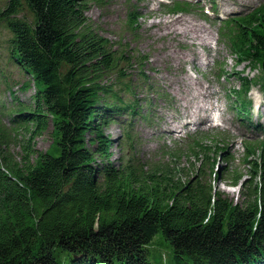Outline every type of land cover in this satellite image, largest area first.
I'll use <instances>...</instances> for the list:
<instances>
[{
  "label": "trees",
  "instance_id": "obj_1",
  "mask_svg": "<svg viewBox=\"0 0 264 264\" xmlns=\"http://www.w3.org/2000/svg\"><path fill=\"white\" fill-rule=\"evenodd\" d=\"M90 1L7 0L0 9L11 57L35 83L31 104L15 97L6 107L10 131L0 120V264H151L147 246L157 232L171 245L172 264H264V141L246 146L248 158L256 156L246 158L248 178L225 169L234 186L246 187L235 202L216 187L218 170L210 171L214 157H227L226 147L204 143L201 135L188 146L202 164L195 175L143 168L132 157L110 164L104 125L114 113L137 114L136 101L118 98L107 83L128 57L89 21ZM166 7L186 11L190 4L175 0ZM22 10L29 18L19 16ZM141 16L130 7L128 28ZM221 36L236 62L261 70L264 2L225 21ZM140 81L141 89L164 95L148 79ZM239 81L242 89L232 92L241 114L252 79ZM116 82L134 96L128 82ZM49 125L57 154L32 144ZM132 128L124 130L126 153L134 149ZM18 129L29 135L19 160L1 147Z\"/></svg>",
  "mask_w": 264,
  "mask_h": 264
},
{
  "label": "rangeland",
  "instance_id": "obj_2",
  "mask_svg": "<svg viewBox=\"0 0 264 264\" xmlns=\"http://www.w3.org/2000/svg\"><path fill=\"white\" fill-rule=\"evenodd\" d=\"M162 1L91 0L88 6L89 21L115 48H125L123 56L128 57L120 64L119 73L114 72L107 83L118 91V98L136 101L137 114L129 116L128 113H114L104 125V135L112 144L109 162L117 166L122 159L125 161L127 157H132L143 168L167 166L183 175L177 174L178 177L195 175L201 161L192 155L188 146L192 138L201 135L204 143L217 140L219 145L226 147L227 157L215 153L218 156L213 161L209 160L212 161L210 171L218 170L214 178L218 190L234 202L239 201L242 195L240 190L243 189L245 193L246 187L234 186L232 177L225 169L230 168L243 179L248 178L250 172L246 160L256 156L248 158L250 154H246L247 148L252 143L264 141V131L251 135L252 132L228 108L227 93L238 84V74L248 78L253 76L254 81L260 74L259 69L245 62H236L227 44L219 40L218 25L213 22L211 9L210 19L207 20L202 18L200 7H194L189 12L171 14L166 11V7H162ZM198 1L207 9L212 4L218 11V17H225L248 11L264 0ZM6 2L0 0V9ZM130 7L142 13L133 30L128 28ZM21 12L20 17L29 18L26 10ZM10 37L9 28L0 19V120L7 131H10L12 125L6 107L16 102L15 97L18 101L31 104L35 92L32 77L11 57ZM221 64L229 72L225 79L216 77ZM117 78L133 86L134 96L119 88L124 87L116 82ZM142 78L151 81L164 95H158L152 89H141ZM26 82L30 85L23 89ZM249 95L254 99L255 107L261 109L264 105H260L263 95L258 87H252ZM140 114H147L148 121L140 117ZM256 114L253 113L254 122L259 117L258 121L264 120V115L256 117ZM211 115L216 117L215 121ZM203 116L206 117L204 121H199ZM127 124L133 127L134 140L131 146L134 149L131 153L124 150V130ZM28 137L24 129H18L16 138L11 135L8 142L6 140L8 145L1 147L10 157L19 160L22 144L27 142ZM32 144L41 151L58 153L57 135L51 125L36 136ZM213 154V151L209 152L208 159ZM203 170L206 171L204 167ZM147 249L151 264H172L171 245L161 232L153 236Z\"/></svg>",
  "mask_w": 264,
  "mask_h": 264
},
{
  "label": "bare ground",
  "instance_id": "obj_3",
  "mask_svg": "<svg viewBox=\"0 0 264 264\" xmlns=\"http://www.w3.org/2000/svg\"><path fill=\"white\" fill-rule=\"evenodd\" d=\"M206 117L203 116L202 118L199 119V121H203Z\"/></svg>",
  "mask_w": 264,
  "mask_h": 264
},
{
  "label": "water",
  "instance_id": "obj_4",
  "mask_svg": "<svg viewBox=\"0 0 264 264\" xmlns=\"http://www.w3.org/2000/svg\"><path fill=\"white\" fill-rule=\"evenodd\" d=\"M262 67H263V69H264V59H263V61H262Z\"/></svg>",
  "mask_w": 264,
  "mask_h": 264
}]
</instances>
